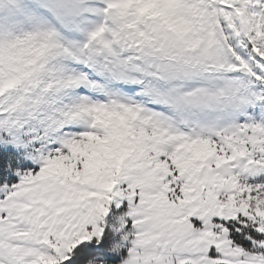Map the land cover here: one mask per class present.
Segmentation results:
<instances>
[{
  "label": "snow or ice",
  "instance_id": "snow-or-ice-1",
  "mask_svg": "<svg viewBox=\"0 0 264 264\" xmlns=\"http://www.w3.org/2000/svg\"><path fill=\"white\" fill-rule=\"evenodd\" d=\"M0 264H264V0H0Z\"/></svg>",
  "mask_w": 264,
  "mask_h": 264
}]
</instances>
